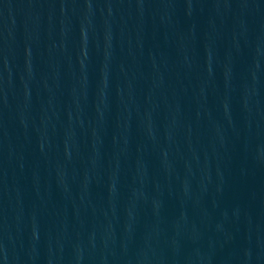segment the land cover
<instances>
[{
  "label": "water",
  "instance_id": "1",
  "mask_svg": "<svg viewBox=\"0 0 264 264\" xmlns=\"http://www.w3.org/2000/svg\"><path fill=\"white\" fill-rule=\"evenodd\" d=\"M0 264H264V0H0Z\"/></svg>",
  "mask_w": 264,
  "mask_h": 264
}]
</instances>
